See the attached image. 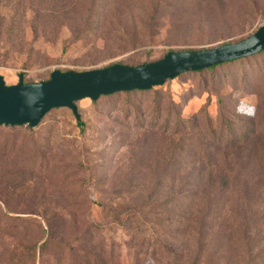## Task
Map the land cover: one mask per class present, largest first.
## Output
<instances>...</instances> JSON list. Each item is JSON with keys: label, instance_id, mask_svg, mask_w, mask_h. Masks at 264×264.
<instances>
[{"label": "rangeland", "instance_id": "obj_1", "mask_svg": "<svg viewBox=\"0 0 264 264\" xmlns=\"http://www.w3.org/2000/svg\"><path fill=\"white\" fill-rule=\"evenodd\" d=\"M263 24L264 0H0V75L30 84L54 70L135 67ZM252 62L264 72V54ZM243 68L156 86L160 118L153 96L117 93L77 101L80 121L52 109L19 129L14 150L0 139V264H264V73L257 84ZM222 110L251 129L233 150L217 151L209 131ZM46 241L35 257L18 249Z\"/></svg>", "mask_w": 264, "mask_h": 264}, {"label": "water", "instance_id": "obj_2", "mask_svg": "<svg viewBox=\"0 0 264 264\" xmlns=\"http://www.w3.org/2000/svg\"><path fill=\"white\" fill-rule=\"evenodd\" d=\"M264 50V24L247 39L212 49L171 51L164 58L139 66H112L83 71L54 70L46 81L7 85L0 75V125L37 127L55 108H69L81 120L77 101L98 100L118 92L150 90L189 71L211 68Z\"/></svg>", "mask_w": 264, "mask_h": 264}, {"label": "trees", "instance_id": "obj_3", "mask_svg": "<svg viewBox=\"0 0 264 264\" xmlns=\"http://www.w3.org/2000/svg\"><path fill=\"white\" fill-rule=\"evenodd\" d=\"M12 30V28L7 32L10 33V31ZM6 34V32H5ZM1 35V33H0ZM264 54V50H262L261 52H258L256 54H253L251 56L248 57H243L240 59H235L233 61H229V62H223L221 64H218L216 66H213L211 68H206L203 70H199V71H189V72H196V73H205V72H209L210 74H212V77L215 75L217 69H222V68H227L230 65H241L244 68L241 69L239 71L241 77L244 79L247 76H249L251 78V81H254V83L258 84L259 78L261 77V75H263V68L258 67V65L256 63H253L252 61H255L256 58L262 56ZM245 66H248L249 68L252 66V69L248 72L245 69ZM189 72H185L183 74L189 73ZM227 73H230V71H226ZM183 74H180L183 76ZM179 75V76H180ZM158 88L157 87H152V89L150 90H133V91H126V92H118V93H125L126 95H134L135 93H139L138 95H140L143 98H149L151 96L154 97V101L153 103H151V105L149 106L151 112L155 117L160 118L163 112H168V109H163L162 105L159 101V94H158ZM117 94V93H115ZM130 102V100H128ZM136 111V109H132V105L131 107H129L128 109ZM206 118L210 119L208 115H206ZM175 120L176 123H179V121H181V117L178 113H176L175 115L169 114L166 116V120L165 123L167 125L168 121H172ZM160 121V120H158ZM219 124L218 127L219 128H215V127H211L209 129L210 134L213 138H216L217 136L219 137V139H221V143L222 145L217 146V151L222 150L221 148H224L225 150H233L235 148H237L240 144H242L243 142H246L247 140L250 139V135H251V129L248 130H236L234 124L235 121L233 120V118L231 119L230 117H228L226 115V113L222 110L220 111V120H219ZM5 126V125H0V127ZM29 130H33L29 125L26 126ZM6 128L10 129V134H8L7 136H0V139L3 140V144H2V150L4 151H8L10 150H14L17 146V141L19 139V129L23 128V126H6ZM250 133V134H249ZM260 148L258 146H255L252 149V152L256 155H258V150ZM261 152V150H259ZM264 153V152H263ZM192 191L193 192H189L188 196L190 195H195L196 194V190L194 192V188H196V186L199 185L200 187V182L198 180V177L195 178L192 182ZM221 189L226 188V186L230 183V181L228 182V177L226 176V178H222L221 179ZM178 195L180 197L183 198V193H178ZM173 200V197H172ZM177 200L179 201V199L177 198ZM47 244H44L43 246H38L37 243H33V244H25V243H20L19 246V250H24L25 252H28L30 254H37L38 250L40 249H44L45 247L48 246V241H46ZM42 247V248H41ZM193 264H199L198 260L194 261Z\"/></svg>", "mask_w": 264, "mask_h": 264}]
</instances>
